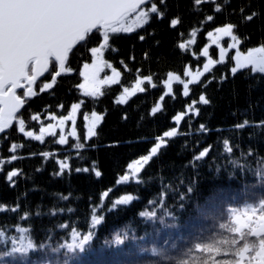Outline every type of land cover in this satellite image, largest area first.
Instances as JSON below:
<instances>
[{
  "label": "trees",
  "instance_id": "trees-1",
  "mask_svg": "<svg viewBox=\"0 0 264 264\" xmlns=\"http://www.w3.org/2000/svg\"><path fill=\"white\" fill-rule=\"evenodd\" d=\"M153 2L165 13L162 20L152 14L149 23L133 33L110 34L104 58L120 73L117 83L103 87L96 97H86L79 89L83 82L79 73L84 63L92 62L90 48L99 43L93 39L71 53L68 67L73 71L42 91L40 84L51 81L53 64L19 115L25 131L38 133L40 119L65 116L72 104L83 101L76 119L79 139L60 145L56 135L40 143L20 133L17 124L0 137V232L9 237L23 229L33 245L25 253L13 254L0 246V264H257L260 260L264 232L256 233L247 213L264 217V74L244 69L233 76L231 50L224 63L189 84L188 97L174 82L172 94L160 98L169 73L184 79L188 67L203 66L208 31L231 23L241 51L264 45V0ZM209 15L212 21H207ZM175 18L181 22L172 28ZM193 30L196 42L188 44ZM228 42L226 38L224 45ZM181 43L188 47L180 49ZM210 55L218 60L215 46ZM141 79L143 92L137 90L125 103H116L124 88L132 89ZM201 95L209 104L200 102ZM193 100L197 101L193 111L198 109L199 115L187 109ZM158 105L160 110L153 115ZM93 112L103 119L97 135L86 139L84 116ZM182 112L184 119L176 124L173 118ZM173 130L174 137L164 136ZM161 138L165 144L137 179L120 182L128 165L150 155ZM77 143L84 147L76 148ZM205 149L207 156L197 160ZM44 152L51 155L44 157ZM56 160H67L71 171L55 175ZM93 163L100 178L94 175ZM78 167L89 172L77 173ZM13 170L19 174L9 182L6 177ZM126 195L134 197L130 205L114 204ZM140 211H150L149 217H140ZM95 216L103 221L98 227L93 226ZM73 232L83 236L92 232L84 249L62 247Z\"/></svg>",
  "mask_w": 264,
  "mask_h": 264
},
{
  "label": "snow or ice",
  "instance_id": "snow-or-ice-1",
  "mask_svg": "<svg viewBox=\"0 0 264 264\" xmlns=\"http://www.w3.org/2000/svg\"><path fill=\"white\" fill-rule=\"evenodd\" d=\"M161 4L164 0H160ZM203 0H194L196 5H200ZM150 4V7L148 5ZM221 9L217 7L215 11ZM156 14L161 20L165 13L157 7V4L151 0H0V133L12 127L16 122L19 126V132L26 137L32 138L35 141L43 143L46 136H56L57 128L60 129L61 135L57 141L60 145H65L68 142V137L63 134L65 125L71 122L70 135L79 139L77 136L76 119L77 113L81 108L80 103L71 105L70 112L62 117L51 115L49 119L56 123H49L46 127L41 125L39 134L34 131H25V120L18 116L25 106L26 99L33 96V86L38 78L49 71L50 65L55 62L58 66V71L52 77L51 83L43 85V89H50L56 83V77L61 73H71L73 70L66 67L70 53L78 45L83 47L93 39H98V46L90 48L92 57L91 63H84L82 71L79 75L83 78V82L78 85L79 89L86 97H96L101 95V88L106 84H115L120 73L116 68L104 58L105 51L109 47L110 34L135 32L138 28H143L147 25L152 17ZM255 13L247 16V20L251 21ZM207 21H212L213 16H207ZM180 19L171 20V27L175 28L180 24ZM235 25L229 23L225 26L216 27L213 31L206 33V39L210 41L208 46L202 49L203 57L207 58V62L203 64V72L199 68L195 74L191 67L185 72V76L191 77L190 81L181 79L179 75L169 73L168 78L163 81V86L166 89L164 95H171L173 92V83L178 82L183 86V96H189V83H195L198 78L204 73L210 72V66L224 63L227 54L231 50H235L234 67L230 71L233 76L238 71L251 69L254 73L264 74V45L252 47L246 51L240 50L241 40L234 34ZM193 39L188 41V44H194L197 36L196 30L191 32ZM228 38L230 43L227 47L222 41ZM140 40H144V36H140ZM188 44L181 43L180 49H186ZM215 46L218 49L219 59H212L209 49ZM198 59V57H197ZM111 68L112 75L103 77L105 69ZM146 79L151 82L152 77ZM144 80L137 81L135 87L131 90L135 94L137 90L143 92L141 84ZM155 87V85H153ZM43 89H41L43 91ZM19 90H23V94H19ZM125 93H129L128 88H124ZM204 105L209 104V100L203 95L199 98ZM126 98L121 96L116 103H125ZM197 101L193 100L187 105V109L194 115H199V110L193 111ZM61 109L63 105L60 106ZM160 110L159 105L152 109L153 115ZM185 113L175 115L173 121L179 124L184 119ZM93 119L87 115L84 116L86 122V139H91L96 136V128L99 122L103 119L102 116L92 113ZM33 120H39V116H32ZM246 123V122H245ZM203 128V126H201ZM176 131H168L164 133L166 137H174ZM164 143L163 138L160 143L150 149L151 155L143 156L141 159L134 161L128 165V169L133 174H138L144 164L152 159ZM83 144L77 143L76 148L82 149ZM17 145H12V151H15ZM208 149L202 151L197 160L207 156ZM232 151L231 148L228 149ZM51 154L44 152V157H49ZM14 161L16 156H12ZM59 166V171L55 175L62 176L65 170L71 171L67 160H56ZM92 170L96 178L102 176L95 165L92 164ZM77 173H88V168H76ZM18 171L13 170L7 174V181L12 182L14 177L18 176ZM120 182L130 180L129 175H124L119 178ZM14 186V184H13ZM110 190L102 193V198L108 197ZM67 200L68 197H63ZM133 201L131 195L117 199L115 205H130ZM155 202L149 201V204ZM15 211V209H13ZM150 211H140V217L149 216ZM103 221L96 219L93 222L94 227H98ZM66 227V225H65Z\"/></svg>",
  "mask_w": 264,
  "mask_h": 264
},
{
  "label": "rangeland",
  "instance_id": "rangeland-1",
  "mask_svg": "<svg viewBox=\"0 0 264 264\" xmlns=\"http://www.w3.org/2000/svg\"><path fill=\"white\" fill-rule=\"evenodd\" d=\"M148 7H150V5L148 6ZM226 39V38H225ZM210 43V41H208V43H207V45L206 46H208V44ZM222 43L224 44V41H222ZM230 43V40H229V42H228V44ZM225 46V45H224ZM225 47H227V46H225ZM234 52H235V50H234ZM209 53H210V49H209ZM203 56V55H202ZM211 56V55H210ZM206 58V57H205ZM211 58L212 59H214L212 56H211ZM207 62V58H206V60H205V63ZM234 66H235V64H234ZM233 66V67H234ZM113 67V66H112ZM213 66H210V68H212ZM189 68V67H188ZM188 68H187V70H188ZM199 69H200V71L201 72H203V66L202 67H199ZM186 70V71H187ZM192 71H193V73L195 74V72H196V69L195 70H193V69H191ZM82 71V70H81ZM185 71V72H186ZM205 74V73H204ZM110 75H112V71H111V68H107V69H105V71H104V73H102L101 74V76H102V78L103 77H106V76H110ZM201 77V76H200ZM199 77V78H200ZM119 78V77H118ZM118 78H117V80H118ZM198 78V79H199ZM141 80H144V79H141ZM184 80L185 81H190L191 80V77H185L184 78ZM46 83H51V81H46V82H42L41 84H40V89H43V85L44 84H46ZM190 84V83H189ZM107 85H109V84H106V85H104L103 87H105V86H107ZM136 85V84H135ZM135 85H134V87H135ZM103 87L101 88V91L103 90ZM133 87V88H134ZM141 87H142V84H141ZM132 88V89H133ZM132 89H130L129 90V93H124L122 96H124L126 99H127V97H129L131 94H132ZM43 90H46V89H43ZM97 114V113H96ZM77 115H78V113H77ZM97 115H99V114H97ZM101 116V115H100ZM49 117L50 116H48V117H46V118H44V119H40V120H42V122H43V126H47L49 123H56L55 121H51L50 119H49ZM90 119H93V117H92V115H89L88 116ZM100 123V122H99ZM17 124V123H16ZM17 126H18V124H17ZM98 126V125H97ZM71 127H72V124H71V122H68L66 125H65V128H64V130H63V134L64 135H66L67 137H68V141H69V139L70 138H74V137H72L71 135H70V132H71ZM18 128H19V126H18ZM36 134H39V132L38 133H36ZM57 136H58V139H59V137H60V135H61V132H60V129L59 128H57V134H56ZM47 137V136H46ZM45 137V138H46ZM165 139V138H164ZM163 139V140H164ZM68 143V142H67ZM158 143H160V140H158ZM165 144V140H164V143L162 144V145H164ZM66 145V144H65ZM161 145V146H162ZM151 155V154H150ZM145 165V164H144ZM143 165V166H144ZM143 166H142V168H143ZM141 168V169H142ZM140 173V172H139ZM139 173L138 174H133V173H131L130 171L126 174V175H129L130 176V180L129 181H131V180H136L137 179V177H138V175H139ZM129 181H127V182H129ZM126 196H128V195H126ZM123 197H125V196H122V197H120L119 199H121V198H123ZM133 197V196H132ZM134 198V197H133ZM252 213H249V215H251ZM258 216V215H257ZM256 216V217H257ZM147 217H149V216H147ZM251 217H253V215H251ZM96 219H100V218H98V217H94V220H96ZM255 218H249V220L250 221H252V222H254V224H253V227H256V232L257 233H263L264 232V217H258V218H256L255 220H254ZM89 240H90V234L89 235H85V236H83V235H81V233H78V232H73V234H72V236H71V238H70V240L68 241V242H65L63 245H62V247L63 248H65L66 250H69V251H73V250H76V249H79V250H82V249H84V247L86 246V244L89 242ZM0 246H2L6 251H5V253L6 254H10V253H16V252H26V251H28L30 248H32V244H31V242H30V240L28 239V237H27V234H26V231L25 230H23V229H18L17 230V233H15V235H13V236H9V237H7L6 236V234L5 233H2V232H0ZM260 257V260L259 261H257L258 262V264H264V250L262 251V254L259 256Z\"/></svg>",
  "mask_w": 264,
  "mask_h": 264
},
{
  "label": "water",
  "instance_id": "water-1",
  "mask_svg": "<svg viewBox=\"0 0 264 264\" xmlns=\"http://www.w3.org/2000/svg\"><path fill=\"white\" fill-rule=\"evenodd\" d=\"M152 1V0H151ZM75 49V48H74ZM74 49H73V51H74ZM71 54V53H70ZM69 57H70V55H69ZM69 61V60H68ZM67 64H68V62H67ZM67 64H66V67H67ZM50 67H51V65H50ZM50 67H49V70H50ZM59 69H58V66H57V71H58ZM49 72V71H48ZM47 72V73H48ZM47 73H45L43 76H41L40 78H38V80H37V82L40 80V79H42V78H44L45 76H46V74ZM64 73H61V75L59 76V77H61L62 75H63ZM55 75V74H54ZM59 77H56V80L59 78ZM37 82H36V84H37ZM35 84V85H36ZM35 85L33 86V92H34V88H35ZM30 98V97H29ZM22 111V110H21ZM19 114V113H18ZM7 130L8 129H6L3 133H0V136L1 135H3V134H5L6 132H7Z\"/></svg>",
  "mask_w": 264,
  "mask_h": 264
},
{
  "label": "flooded vegetation",
  "instance_id": "flooded-vegetation-1",
  "mask_svg": "<svg viewBox=\"0 0 264 264\" xmlns=\"http://www.w3.org/2000/svg\"><path fill=\"white\" fill-rule=\"evenodd\" d=\"M19 94H21V95H22V94H23V91H20V92H19Z\"/></svg>",
  "mask_w": 264,
  "mask_h": 264
}]
</instances>
